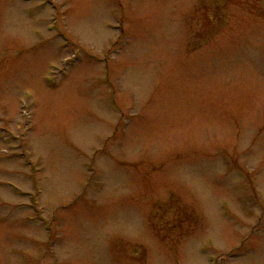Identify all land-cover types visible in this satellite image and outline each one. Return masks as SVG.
Masks as SVG:
<instances>
[{
    "label": "rangeland",
    "instance_id": "374dc122",
    "mask_svg": "<svg viewBox=\"0 0 264 264\" xmlns=\"http://www.w3.org/2000/svg\"><path fill=\"white\" fill-rule=\"evenodd\" d=\"M239 237L264 264V0H0V264Z\"/></svg>",
    "mask_w": 264,
    "mask_h": 264
},
{
    "label": "flooded vegetation",
    "instance_id": "af4514ba",
    "mask_svg": "<svg viewBox=\"0 0 264 264\" xmlns=\"http://www.w3.org/2000/svg\"><path fill=\"white\" fill-rule=\"evenodd\" d=\"M257 227L258 226L253 225L251 228V232H255ZM237 241L235 242L240 244L235 243V245L227 248L226 250L219 249L218 251H215L210 258V264H232V262H234V264H237V259L241 258L244 255L245 251L249 249V246H251L250 244L249 246H247L246 238L239 237Z\"/></svg>",
    "mask_w": 264,
    "mask_h": 264
}]
</instances>
